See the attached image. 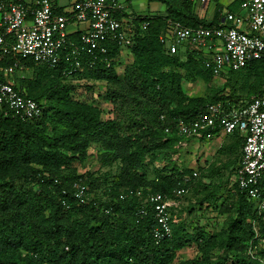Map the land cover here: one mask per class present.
I'll return each instance as SVG.
<instances>
[{"label": "trees", "instance_id": "trees-1", "mask_svg": "<svg viewBox=\"0 0 264 264\" xmlns=\"http://www.w3.org/2000/svg\"><path fill=\"white\" fill-rule=\"evenodd\" d=\"M150 1L165 3L167 16L134 13L137 35L128 49L133 59L123 80L114 66L122 50L117 42H108V54L92 67L87 65L90 57L83 56L86 70L73 79L63 74L69 67L65 61L53 68L28 58L9 57L1 64L23 67L14 73L16 88L35 100L43 114L25 122L0 112V264H174L178 252L193 245L202 256L181 264H264V214L255 211L237 184H233L231 200L221 203V213H229L227 221L218 234L208 238L202 229L188 233L180 222L173 224L171 236L157 241L153 208L142 214L140 198L120 199L140 190L170 197L180 187L173 175L148 179L144 170L151 141L162 135L182 140L175 130L178 119L197 118L210 104L240 107L264 96L263 59L230 72L222 79L223 85L212 88L208 96L188 98L174 71H186L206 82L216 79L200 53L189 50L172 55L161 36L170 22L189 28H210L215 22L200 19L191 0ZM54 7L56 14L65 13ZM144 24H148L145 30ZM80 35L76 32L69 39L79 41ZM24 72H31V77L22 76ZM81 80L106 82L103 99L112 106L110 117L101 106L75 97ZM1 82H5L3 73ZM220 132L217 128L204 138ZM231 137L236 140L223 146L220 153L233 155L240 150L234 158L237 169L244 139L239 132ZM95 145L101 147L100 161L106 172L80 174L77 164L87 161ZM79 184L88 189L86 203L75 196ZM219 189L207 197L213 205L221 200ZM222 238L225 254L215 257L214 247ZM251 245L254 255L249 252Z\"/></svg>", "mask_w": 264, "mask_h": 264}, {"label": "built area", "instance_id": "built-area-1", "mask_svg": "<svg viewBox=\"0 0 264 264\" xmlns=\"http://www.w3.org/2000/svg\"><path fill=\"white\" fill-rule=\"evenodd\" d=\"M241 2L246 14L227 12L225 22L220 26L189 28L170 22L168 30L161 36L162 43L172 55L182 52L183 48V52L200 53L205 57L206 69L216 80L244 69L251 62L263 60L264 0ZM54 8L52 0H37L32 5L20 0H0V27L5 29L0 30V73L5 76V82L0 83V112L12 114L25 122L40 119L43 111L35 100L16 88L14 73L18 67L20 71L23 67L19 63L1 66L7 58H28L53 68L65 61L69 67L63 74L73 79L86 70L83 56L90 57L87 65L92 67L108 54V42H117L122 50H128L137 35V16L128 10L123 0H77L64 14H56ZM118 15L125 16L119 18ZM70 26L80 29L79 41L69 39ZM147 27L148 24H144L142 29ZM217 128L221 130L219 134L227 136L239 132L243 137L241 160L231 181L245 193L255 211L263 216L264 96L253 98L240 107L210 104L197 118L178 119L175 124L182 144L200 141L207 132ZM165 131L169 133L170 129ZM194 176L198 177L199 173L196 171ZM185 192L183 188L176 194ZM132 195L143 202L142 214H146L149 207L153 208L158 223L154 238L161 241L171 236L173 224L177 221L173 218V204L169 197L140 190L123 194L120 199L125 200ZM75 196L80 203H86L89 199L87 187L76 185ZM249 252L254 255L253 245Z\"/></svg>", "mask_w": 264, "mask_h": 264}, {"label": "rangeland", "instance_id": "rangeland-1", "mask_svg": "<svg viewBox=\"0 0 264 264\" xmlns=\"http://www.w3.org/2000/svg\"><path fill=\"white\" fill-rule=\"evenodd\" d=\"M140 1L132 0L131 4L134 10H131L140 12L137 5ZM128 10L132 12L130 9ZM183 51H185V48H183ZM115 59L114 66L117 74L123 80L126 68L133 59L131 51L121 50ZM174 72L181 77V87L188 98L208 96L212 88L223 85L222 79L206 82L202 78L196 79L194 76H188V73L183 70ZM31 75V72L22 74L26 78L31 77ZM233 75H238V73ZM77 83L82 86L78 88L75 97L85 100L89 104L101 106L105 115L110 117L112 106L103 99L104 92L107 90L106 82L81 80ZM185 101L187 102L188 99ZM232 140L236 139H233L231 135L226 136L222 133L216 137H207L200 141H188V143L184 142L183 144L182 140L178 142L163 135L162 138L150 142L152 150L144 159L146 175L148 179H153L158 175H173L179 179L180 187L178 186L179 188L169 197L173 204L172 215L174 220L177 221L176 224L184 222L187 232L190 234L198 233V229L204 230L206 238L218 234L229 217V213H221V203L231 198L235 192V187L231 181L234 171L232 169L237 167L238 160L235 162L234 158L240 154V150L230 155L229 153H220V149L231 143ZM89 153L90 157L85 163L82 165L77 164L78 172L80 174L89 172L96 175L105 173L106 170L102 167L100 161L101 147L95 145L91 147ZM227 163H230V165L223 167ZM203 168H205L204 171H202ZM198 170L200 171L199 176L195 177L194 172ZM183 188L186 192L177 196L176 192ZM218 188L220 189L217 193H219L221 200L218 204L213 205L207 197L213 192L215 193ZM100 195H103V192L102 194L100 192ZM222 240L223 238L219 239L217 246L214 247L213 255L215 257L225 254L220 244ZM201 256L202 253L199 247L193 245L178 252L174 264L198 259Z\"/></svg>", "mask_w": 264, "mask_h": 264}, {"label": "crops", "instance_id": "crops-1", "mask_svg": "<svg viewBox=\"0 0 264 264\" xmlns=\"http://www.w3.org/2000/svg\"><path fill=\"white\" fill-rule=\"evenodd\" d=\"M27 3H35L37 0H22ZM77 0H56L54 5L65 12L69 11ZM127 3L129 9H133L132 0H123ZM194 5V9L196 10V14L200 17V19L205 20L206 22H215V26L223 25L225 22V14L227 12L244 14L245 11L242 10L241 0H218L217 2L214 0H206L202 2V0H191ZM140 12L132 11L137 16L141 17H161L165 18L167 16V6L163 2L159 1H150V0H141L140 3L137 4ZM0 24H1V16H0ZM85 26H83L84 28ZM80 29L75 26L69 27V33L74 34L76 32L80 33ZM221 134H218L219 136ZM229 136V135H227ZM216 137V136H215Z\"/></svg>", "mask_w": 264, "mask_h": 264}]
</instances>
